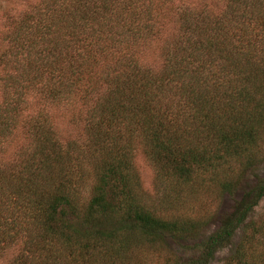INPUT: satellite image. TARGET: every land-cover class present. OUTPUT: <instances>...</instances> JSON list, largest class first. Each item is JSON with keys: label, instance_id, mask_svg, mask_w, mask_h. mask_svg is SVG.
<instances>
[{"label": "trees", "instance_id": "trees-1", "mask_svg": "<svg viewBox=\"0 0 264 264\" xmlns=\"http://www.w3.org/2000/svg\"><path fill=\"white\" fill-rule=\"evenodd\" d=\"M39 8L0 51V264H146L167 240L196 251L165 264H210L237 235L223 264H264V176L242 188L264 163V0ZM138 153L162 198H239L200 238L213 214L157 211Z\"/></svg>", "mask_w": 264, "mask_h": 264}, {"label": "rangeland", "instance_id": "rangeland-1", "mask_svg": "<svg viewBox=\"0 0 264 264\" xmlns=\"http://www.w3.org/2000/svg\"><path fill=\"white\" fill-rule=\"evenodd\" d=\"M44 0H0V51L8 46H13L16 41L13 38V30L20 26V19L23 15H32V11L42 7ZM40 9V8H39ZM71 127V126H70ZM23 134L16 132L10 139L6 142L7 151L5 157L11 156V152L17 144V140L21 139ZM136 162L139 168V177L141 180V185L143 188V193L145 196L150 197L151 203H154L155 209L162 212L165 215L178 214L187 216H199L205 213L213 214L210 223L204 228L201 237H204L209 232H212L218 227L221 222L222 217L228 213L234 206L235 201L239 198V192L233 194L232 196L225 195L221 202L218 204V196L212 190L209 192H194L193 189L188 187H183L181 193L178 195L170 194L166 195L167 198H162L159 196V188L157 178V173L153 166L145 159V157L138 153L136 157ZM264 176V163L258 166L256 169L252 170L242 184V188L255 183V176ZM212 192V193H211ZM157 194V195H156ZM149 199V198H148ZM164 202L160 204V201ZM218 204V205H217ZM166 209V210H163ZM170 212L171 214L165 213ZM255 218L264 217V198L261 200L254 212ZM239 239V235L235 236L232 243L218 249L215 253L213 260L210 264H223L225 257L230 253L233 248L234 243ZM197 242V241H196ZM193 243H187L185 248L181 249L170 240L164 247V253L166 256L169 254H177L182 256H188L195 253V249L189 248ZM18 249L9 252L8 258H12L17 254ZM164 256H156L153 254L147 255L146 264H165Z\"/></svg>", "mask_w": 264, "mask_h": 264}]
</instances>
